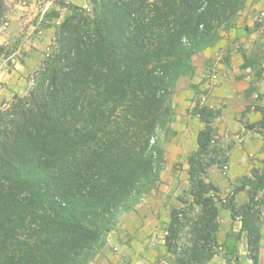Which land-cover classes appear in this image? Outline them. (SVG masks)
I'll use <instances>...</instances> for the list:
<instances>
[{"label":"trees","instance_id":"16d2710c","mask_svg":"<svg viewBox=\"0 0 264 264\" xmlns=\"http://www.w3.org/2000/svg\"><path fill=\"white\" fill-rule=\"evenodd\" d=\"M246 2L87 0L88 8L71 7L29 90L0 105V264H89L100 253L120 214L158 181L179 79L234 28ZM4 14L0 0V25ZM242 60V70L254 69L256 60ZM195 113L203 127L187 173L199 214L191 244L180 248L185 225L178 210L171 213L163 248L181 251L176 264H205L214 255L219 208L208 172L226 167L231 148L213 125L219 110L196 106ZM254 187L264 189V171ZM255 216L242 207L230 247L243 232L249 247L257 245Z\"/></svg>","mask_w":264,"mask_h":264},{"label":"rangeland","instance_id":"374dc122","mask_svg":"<svg viewBox=\"0 0 264 264\" xmlns=\"http://www.w3.org/2000/svg\"><path fill=\"white\" fill-rule=\"evenodd\" d=\"M256 1L247 0L244 7L252 23L244 28L245 40L236 48L234 60L226 57L220 62L230 72L214 61L191 81L197 68L194 65V73L177 83L172 97L174 134L162 138L164 159L158 181L133 208L120 214L104 247L89 264H176L181 251L170 254L163 248L174 209L181 213L185 225L178 231L177 244L180 248L191 244L192 223L199 208L192 204L187 172L189 157L197 148V133L203 127L196 106L219 110V118L229 115L240 123L234 132L224 131L219 118L213 123L218 132L223 131L222 143L230 142L231 148L226 167L208 172V180L216 188L213 196L219 216L214 255L205 264H253L254 255L256 264H264V189L256 193L254 189L264 171V125L260 123L264 116V7L261 12L251 10ZM72 6L88 8L87 0H5L0 25V105L29 90L33 75L54 48L60 20ZM258 22L260 27L255 26ZM243 54L256 60L253 70L241 69ZM258 70L260 77L256 76ZM244 205L256 212L259 240L251 248L243 232L230 247L239 232Z\"/></svg>","mask_w":264,"mask_h":264},{"label":"crops","instance_id":"0c3cea01","mask_svg":"<svg viewBox=\"0 0 264 264\" xmlns=\"http://www.w3.org/2000/svg\"><path fill=\"white\" fill-rule=\"evenodd\" d=\"M264 7V0H257L254 5L251 7V10L255 9L257 12H261ZM243 13L241 17H237L238 21H236L234 28L222 32L220 40L212 47L207 48L197 54L193 58V65H197L195 75L192 77L191 81L198 79L201 76L203 69L212 64L215 61L218 66L226 68L229 71V67L225 66L223 63H220L221 60H226V57L229 59L234 60V55L236 52V48H238L241 43L245 40V27H250L252 23V19H250V13L247 9H243ZM249 17V18H248ZM235 70V69H234ZM230 72V71H229ZM224 74V72L222 73ZM218 76V75H217ZM185 77L179 79L178 83L180 84L183 82ZM218 78V77H217ZM221 78V77H220ZM188 79V78H187ZM190 81V78H189ZM224 96V94L222 95ZM221 121V126L223 130L234 132L236 131L237 126L240 123L237 120H234L232 116L224 115L223 117L219 118ZM226 128V129H225ZM222 134L223 131L219 130Z\"/></svg>","mask_w":264,"mask_h":264}]
</instances>
